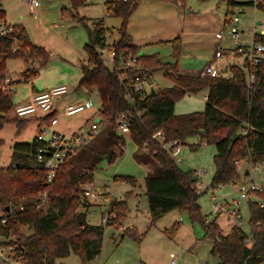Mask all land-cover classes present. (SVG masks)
I'll return each mask as SVG.
<instances>
[{
  "label": "trees",
  "instance_id": "obj_1",
  "mask_svg": "<svg viewBox=\"0 0 264 264\" xmlns=\"http://www.w3.org/2000/svg\"><path fill=\"white\" fill-rule=\"evenodd\" d=\"M87 0H69V12L84 25L88 41L83 45L86 54L79 63L80 78L78 89L87 92L95 90L100 98L99 111L106 120L105 147L103 150L87 148V156L93 161L83 165L80 161L66 159L55 171L50 183L46 181V171L37 162L36 154L43 142L35 138L31 142H15L11 145L9 164L0 169V210L6 222L0 225V236L4 245L15 244L14 258L24 264H55L56 260L78 255L83 264L99 255L102 247L103 226L87 221L86 211L90 206L81 197V184L93 179L96 164L104 159L106 152L113 148L110 161L124 150L125 139L116 132L114 116L121 111L130 114L131 122L128 136L136 147V160L146 170L144 178L148 211L153 223L172 210L187 211L192 221L201 224L204 235L212 239L210 254L217 257L219 264H260L264 261V188L255 192L256 199L248 201L250 231L246 233L234 225L223 233L214 221H207L200 214L198 197L201 194L196 186L197 178L191 169H182L170 157L166 149L152 135L160 131L164 140H179L185 144L188 137L198 141L189 144L194 151L203 144H213L215 154L214 174L210 188L233 182L239 177L235 161L249 160L253 163L264 160V58L252 68L255 69L252 83L248 82L247 69L237 64L228 65L229 76H200L182 73L179 70L181 53L180 38L171 41L172 61H164L157 54L138 55L140 68L128 70L127 76L147 75L162 70L163 75L172 82L171 86L155 89L141 96L132 91L128 82L121 83L119 70L109 68L102 62L100 49L104 47L103 33H109L102 19L88 25V18L79 16L78 9ZM185 6V0H162ZM139 0H108L104 3L108 14L121 18L117 28L119 36L112 42L115 64L120 55L135 56L140 47L134 44L127 33L130 13ZM230 6L250 5L254 1L239 2L228 0ZM264 11V5L258 6ZM23 48L28 55L9 51L10 37L0 39V80L7 75L6 61L21 58L27 63L22 72L23 82L37 74L31 66L36 60L43 66L49 59L48 51L33 44L23 27H19ZM255 42L264 44V34L253 35ZM245 66L248 68L247 64ZM207 89L203 111L176 114L175 103L184 95ZM130 91L131 102L126 98ZM13 108L12 93L0 87V129L6 119L4 114ZM53 113L45 116L49 121ZM20 124V121L17 122ZM3 140L0 138V146ZM83 145L79 148H86ZM78 150V151H79ZM121 180L135 184L133 177H120ZM46 193V203L37 207L40 196ZM83 205L86 210L78 211ZM112 223L120 226L126 218L128 207L124 200L109 202ZM174 230V227L172 228ZM122 236L137 241L141 234L135 228H125ZM249 243V245H248Z\"/></svg>",
  "mask_w": 264,
  "mask_h": 264
},
{
  "label": "rangeland",
  "instance_id": "obj_2",
  "mask_svg": "<svg viewBox=\"0 0 264 264\" xmlns=\"http://www.w3.org/2000/svg\"><path fill=\"white\" fill-rule=\"evenodd\" d=\"M38 1L39 5L34 9L29 7L28 0H4L2 4L7 22L16 27H23L31 42L44 47L49 53V59L43 66H39L36 60L31 63V66L37 69L35 76L25 82L12 84L10 92L12 93L13 106L28 103L32 96L38 92H47L53 87L65 85L67 93L57 97L54 101L53 114L54 117L58 118V123L53 127L55 131L66 135L75 132L85 133L89 130L94 120H101L98 133L85 144L88 146L71 156L73 161H80L83 165H89L93 159L87 156V148L93 146L96 150L104 149L107 127L106 120L99 111L100 98L97 92L92 90L84 93L83 90L77 88L80 74L79 62L84 61L86 58L83 49V45L88 41L86 28L69 12L62 10L63 7H69V0ZM87 1H89L87 5H83L78 9L79 16L88 18L90 27H93L96 21L102 19L105 27L110 29L107 41L112 44L119 36L117 28L120 26L121 18L107 13L104 3L108 0ZM236 1L246 2L252 0ZM185 7H189L194 11L185 20L186 28H191L192 24L196 22L197 27H200L204 36H209L216 29H219L218 31L223 30V38L220 43L222 48L227 49H233L237 45L235 40L248 47L252 42L254 26L257 31H261L260 25L264 19V13L255 9L254 6H240L241 11L237 15L239 26L244 31L243 33L240 32L234 40L229 32L232 25V13L228 14L226 11L227 0H185ZM33 12L36 13V17H34ZM189 22L192 23L188 25L187 23ZM171 51L169 44L155 43L143 46L139 49L137 55L158 53L160 54L159 56L164 58L163 60L171 61ZM101 55L103 56L104 54ZM182 62L180 63L181 69L185 73H191L189 70H200L203 68L202 64H204L202 61L201 64L197 62L195 65H191L190 60H186L185 57L182 58ZM221 64L224 66L222 67L223 74L229 76V70L226 68L229 64L227 62H222ZM106 65L111 68L109 63ZM26 67H28L27 63L22 57L10 58L6 61L7 75L13 80L19 79V72H22ZM191 74H194V72ZM146 84L148 87L161 89L171 86L172 82L163 75L162 70H157L147 74ZM205 94H207V89L184 95L175 103V113L185 114L203 111ZM87 98L93 103L89 108L69 116L61 114L64 106L71 100L78 99V101L83 102ZM47 115L50 114L38 111L36 114L18 117L13 113V108L4 114L6 122L0 129V138L3 140L0 146V169L5 168L9 164L10 147L13 143L31 142L41 130L45 132V138H48L49 134L46 128L48 119L45 117ZM18 121H20V124L17 123ZM123 136L125 139L123 153L115 156L111 161L100 160L93 171V179L86 182L85 188L93 191L95 196L81 197L90 205L88 211H86L87 221L93 225L103 226L101 251L98 256L86 264H114L116 259H122V264L123 262L131 264L123 258L127 254L135 255L136 252L140 253L143 258L152 264H164L170 261L171 252L176 253L180 257L181 248L179 244L181 243L178 240H181L180 237L186 238L187 235H192L191 229L189 228L188 230L187 227L194 228L195 236L193 238L200 239L201 244L198 247L184 250L182 254L183 262L190 264L191 256L197 251L199 252V258L203 254L209 255V249L208 247L205 249L203 243L212 244V239L204 235L201 224L197 221H192L187 211L172 210L156 219L153 223L151 222L148 200L144 189L146 171L134 159V154L138 150L135 143L130 140L128 134ZM186 142L187 144H184V148L180 153L183 161L178 166L182 169H204L203 176L196 181L198 191L201 192L197 200L201 216L207 220L214 221L223 233L229 232L234 225L240 226L246 233H249L248 201L257 198L254 193H250L249 199H245L241 203L239 225L223 213L214 214L212 209L216 202H222L225 200L224 198L229 200L232 197H236L239 184L252 178L250 161L247 159L239 160L235 164L239 177L233 182L212 189L210 188V181L215 171L213 162L214 145L203 144L192 151L189 148V144L196 143L197 137H189ZM246 170L248 171L247 173ZM125 176L133 177L136 180L135 184L120 179V177ZM198 184H200V187H198ZM125 195L126 197H124ZM214 195L217 198H213ZM113 199L124 200L128 207V215L120 226L115 223L105 224L101 221V216L107 210L110 211L107 203ZM77 210L84 211L86 209L83 205H80ZM179 218H181L180 222ZM130 225L138 227V232L142 234L141 244L137 240L126 236L124 237L126 239L124 241L125 244L117 250L115 245L118 243V239L114 241L111 239L112 235H117L120 238V231H118L117 227L123 230ZM171 227H181L177 235L178 238H172L169 233H165V230ZM190 243L191 239L187 244ZM117 255H120V257L117 258ZM211 257L209 256L208 260L215 261L218 259L214 256ZM180 261L178 259L176 264H180ZM55 264H83V262L78 255L71 253L68 257L57 260Z\"/></svg>",
  "mask_w": 264,
  "mask_h": 264
},
{
  "label": "built area",
  "instance_id": "obj_3",
  "mask_svg": "<svg viewBox=\"0 0 264 264\" xmlns=\"http://www.w3.org/2000/svg\"><path fill=\"white\" fill-rule=\"evenodd\" d=\"M3 1L0 0V39L4 37H10L12 40L9 51L11 53H22L23 56H27L29 51L28 49L23 48V43L20 38H18V33H20L19 27L13 26L6 20L5 10L3 8ZM254 8L258 9L259 4L264 5V0H253ZM29 7L34 9L39 5L38 0H28ZM234 10L232 13V25L230 27L231 38L234 40L237 38L239 33L242 31L239 26V18L237 13L241 11L240 5H235L232 7ZM259 10V9H258ZM264 13V11H262ZM34 13V17H36V13ZM261 31H257L254 26V34H264V19L263 23L260 25ZM223 30L218 31L215 36L217 39V44L214 49L213 58L208 61L203 68L199 71L200 76L207 77H216L221 75V68L219 66V62L224 58V50L221 47L220 40L223 38ZM107 33H103L104 36V47L100 49L102 56V62L106 65L109 63L111 68H116L119 70V80L121 83L128 82L129 86L132 88V91L139 93L141 96L148 93L150 91V87L146 84L147 75H139L138 73L134 74L133 77L127 76L128 70H137L140 68V63L137 60L138 55L135 56H127V58L120 55L118 58V64H115V52L111 44L107 41ZM238 44V42L235 40ZM245 53V61L242 65L247 69V77L248 82L252 83L254 79L255 69L252 67L258 64L264 58V44L261 42H255L252 38L251 44L248 46V49ZM247 64L248 68L245 66ZM19 79L13 80L8 75L5 76L4 79L1 80L0 87L2 86L6 92H10L12 84H16L19 82H23V76L21 75V71ZM67 93V87L65 85H59L51 88L49 91L38 92L32 96L28 103L22 105L13 106V113L22 117L25 115L36 114L38 111L45 113H54V101L57 97L62 96ZM126 98H128L131 102L133 101V97L130 91L127 92ZM93 103L90 99H85L83 102H75L68 103L64 106L61 114L63 115H72L79 111H82L85 108H89ZM58 118L52 117L46 123V128L48 131V138H45L44 131H40L35 135V139L37 141L43 142V145L38 149L36 158L37 162L43 167L46 171V181L50 183L53 179L55 171L58 167L63 163L66 159L75 154L79 148L88 143V141L95 136L99 131V123L101 120H94L90 125L89 130L87 132H75L70 135L62 134L54 130V125L57 123ZM131 122L130 114L126 111L118 112L114 116V123L116 126V132L119 135H124L128 133L129 125ZM153 138H156L160 142V146L168 151L170 157L175 161L176 164L182 162V158L180 156V149L183 143L179 140H164V135L162 132L158 131L152 135ZM238 161H235L237 164ZM251 167L252 178L247 182H243L239 184L238 194L236 197H232L229 200H224L222 202H216L213 205L212 212L214 214L223 213L227 215L230 219L237 222L236 224H240V206L243 200L249 199L250 193H254L262 188H264V160L256 163L249 162ZM193 175L197 178L202 177L204 173V169H194L192 170ZM86 183L81 184V189L83 196H95L94 192L85 188ZM200 187V184H198ZM213 198H217L215 195ZM46 203V193L40 196V202L37 204V207H42ZM109 207V203H107ZM114 214L110 213L107 210L102 216L101 221L105 224H112L111 218ZM207 220V219H206ZM181 221V218H179ZM210 221V220H207ZM6 218L4 213L0 210V225L5 224ZM131 227V226H129ZM16 248L15 244L4 245L2 236H0V263H15L18 262L14 256V250ZM171 260L168 264H175V255H170Z\"/></svg>",
  "mask_w": 264,
  "mask_h": 264
},
{
  "label": "crops",
  "instance_id": "obj_4",
  "mask_svg": "<svg viewBox=\"0 0 264 264\" xmlns=\"http://www.w3.org/2000/svg\"><path fill=\"white\" fill-rule=\"evenodd\" d=\"M236 1V0H235ZM87 2L84 4L87 5ZM241 2V1H239ZM233 6H230L227 0V7L226 11L227 13L233 12ZM194 13L189 7H181L178 4L172 3V2H167V1H162V0H139L137 6L134 8V10L130 13L129 19H128V24H127V33L132 37L134 44L142 48L143 46H148L152 44H169L172 49V44L171 41L175 38H180L181 41V53L179 56V70L182 73H185L182 71V67L180 63L182 62V58L185 57V59L190 60L192 63L191 65H195L197 62L201 64L203 61L204 64L203 66L210 61L213 58L214 54V49L217 44V39L215 34L218 32V30H213L209 36H204L202 31L200 30V27L198 28L196 25V22L192 24L191 28H186L185 26V20L189 17V14ZM225 21H227L225 19ZM192 23L189 22L187 23L188 25ZM241 33H243V29L241 28ZM254 31V29H253ZM254 34V32H253ZM253 38V35H252ZM221 42V40H220ZM248 49L247 46H244L243 44L239 43L233 48V49H227L223 48L225 54L224 58L219 62V66L221 70L223 71L224 66H222V62H227L229 65L230 64H237V65H242L245 61V51ZM172 52V51H171ZM154 54V53H153ZM158 56L160 54L156 53ZM171 58H172V54ZM160 58L164 59L163 57L159 56ZM173 60V58H172ZM171 60V61H172ZM165 61V60H164ZM80 63V62H79ZM194 67V66H191ZM228 67V66H227ZM226 67V68H227ZM201 70V69H200ZM200 70H189L191 73L194 72V74L199 75ZM80 78V74H79ZM79 81V80H78ZM78 83V82H77ZM83 90L84 93H87L85 89H79ZM207 94L204 95V98ZM75 102H80L78 99L71 100L69 103H75ZM58 123V120H57ZM56 123V124H57ZM55 124V125H56ZM54 125V126H55ZM189 138V137H188ZM187 140V138H186ZM185 140V144H187ZM198 141V138H197ZM184 148V144L182 145L180 149V153L182 152ZM136 154V153H135ZM134 154V159L137 162V164L141 165L140 162L136 160ZM183 161V159H182ZM143 167V165H141ZM144 169V167H143ZM146 171V170H145ZM126 197V195L124 196ZM226 199V198H224ZM228 200V199H226ZM89 209V207H88ZM87 209V211H88ZM128 215V214H127ZM180 222V221H179ZM131 226V225H130ZM116 228V227H115ZM125 228H135L138 231V227H134L133 225L131 227H125ZM167 228V227H166ZM173 227L168 228L165 230V233H169V235L173 238H178L177 235L180 232L181 227H174V230H172ZM188 230L189 228L192 231V235L189 234L187 235L186 238H181V240H178L181 244L180 245V257L177 256V254L171 252V254L175 255V264L178 259H180V264H188L183 262V251L187 249H191L192 247H198L201 242L200 239L193 238L195 236V230L193 227H187ZM118 231H120L119 235L120 238L116 235H112V238L114 241L118 239V243L115 245L116 249L118 250L126 240L122 236V230L120 227H117ZM169 230V231H168ZM141 234V233H140ZM142 235V234H141ZM191 243L187 244L188 241ZM103 242V241H102ZM139 244H141V239L140 242L138 241ZM204 248L206 249L208 247L209 253L212 244L211 243H203ZM202 246V245H201ZM102 248V247H101ZM116 252V250H114ZM199 252H195L194 255L191 256V263L190 264H219V260L216 259L215 261L213 260H208L209 256L211 257L212 255H202L199 258ZM117 258L120 257V255L116 256ZM66 258V257H65ZM212 258V257H211ZM63 259V258H61ZM126 262L131 263V264H152L145 258L141 256L140 253L136 252L134 255H125L123 258ZM59 260V259H58ZM93 260V259H92ZM91 260V261H92ZM171 260V257H170ZM57 261V260H56ZM90 261V262H91ZM169 262H165L164 264H168ZM4 264H24L20 262H11V263H4ZM114 264H122V259H116ZM123 264H125L123 262ZM260 264H264V261L261 262Z\"/></svg>",
  "mask_w": 264,
  "mask_h": 264
},
{
  "label": "water",
  "instance_id": "obj_5",
  "mask_svg": "<svg viewBox=\"0 0 264 264\" xmlns=\"http://www.w3.org/2000/svg\"><path fill=\"white\" fill-rule=\"evenodd\" d=\"M154 91H155V88H154V87H150V92H154ZM113 152H114L113 148H110V149L108 150V152L104 155V159H105L106 161H110ZM247 172H248V171L246 170V173H247Z\"/></svg>",
  "mask_w": 264,
  "mask_h": 264
}]
</instances>
